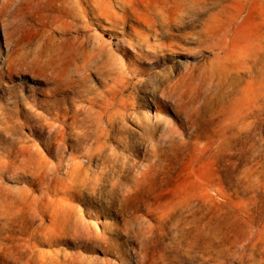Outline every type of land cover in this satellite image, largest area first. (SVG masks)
Instances as JSON below:
<instances>
[{"label":"rangeland","instance_id":"1","mask_svg":"<svg viewBox=\"0 0 264 264\" xmlns=\"http://www.w3.org/2000/svg\"><path fill=\"white\" fill-rule=\"evenodd\" d=\"M0 2V264H264V0Z\"/></svg>","mask_w":264,"mask_h":264},{"label":"bare ground","instance_id":"2","mask_svg":"<svg viewBox=\"0 0 264 264\" xmlns=\"http://www.w3.org/2000/svg\"><path fill=\"white\" fill-rule=\"evenodd\" d=\"M4 1V0H3ZM63 1V0H62ZM66 1V0H65ZM4 3H6V2H4ZM55 3V2H54ZM60 5V4H59ZM3 6H5V4L3 5ZM57 8V7H56ZM59 8V7H58ZM1 10H2V2H0V12H1ZM4 11V10H3ZM57 12H58V10H57ZM62 12V11H61ZM95 12V11H94ZM72 13V12H71ZM64 14V13H63ZM94 14V13H93ZM62 15V14H61ZM65 16V15H64ZM67 17V16H66ZM73 18V17H72ZM57 20V19H56ZM78 20V19H77ZM53 23V22H52ZM74 23V22H73ZM45 24V23H44ZM54 24V23H53ZM57 24V23H56ZM55 24V25H56ZM74 26V25H73ZM52 27V26H51ZM72 28V27H71ZM82 27H74V29H75V34L77 33H79L80 31H82V29H81ZM51 29V28H50ZM63 31V30H62ZM62 31H61V33H62ZM60 33V32H59ZM60 33V34H61ZM65 33L67 34V33H70V32H68V31H65ZM81 33V32H80ZM79 33V34H80ZM84 34V33H83ZM59 35V34H58ZM64 35V34H63ZM76 36V35H75ZM82 36V35H81ZM85 37H86V35H85ZM39 40V39H38ZM94 41V40H93ZM40 42V41H39ZM45 42V41H44ZM100 42V41H99ZM75 43V42H74ZM85 43V42H84ZM35 44V43H34ZM36 44H37V42H36ZM40 44V43H39ZM78 44V43H77ZM44 45V44H43ZM86 45V44H85ZM84 45V46H85ZM91 45V44H90ZM75 46H76V43H75ZM74 46V47H75ZM95 46V45H94ZM32 47V46H31ZM33 47H35V46H33ZM38 47H40V46H38ZM42 47H44V46H42ZM67 47V46H66ZM90 47V46H89ZM44 48H46V46L44 47ZM52 48V47H51ZM33 49V48H32ZM49 49V48H48ZM48 49L46 48L45 50H47L48 51ZM74 49V48H73ZM80 49V48H79ZM95 49V48H94ZM49 50H51V49H49ZM54 50H56V49H54ZM81 50V49H80ZM84 50H86V49H83V52H84ZM97 50L99 51L98 53H97V56L98 57H100L101 55L103 56V54H104V48H103V46H98V48H97ZM33 51V50H32ZM46 51V52H47ZM71 51V50H70ZM77 51V50H76ZM82 51V50H81ZM42 52H43V50H42ZM45 52V53H46ZM55 52V51H54ZM106 52V51H105ZM34 53V52H33ZM39 53V52H38ZM78 53V52H77ZM50 55H51V51H50V53H49ZM85 54V53H84ZM84 54L83 53H81V52H79L78 53V55L80 56V57H83L84 56ZM88 54V53H87ZM90 54V53H89ZM43 55V53H39V57H38V59L39 58H41V56ZM47 55H48V53H47ZM109 56H110V54H108ZM70 56L71 57H75L76 58V53L75 54H70ZM101 56V57H102ZM50 57V56H49ZM96 58V57H95ZM47 59V58H46ZM67 58H66V56L64 55V52H62V54H60V53H58V52H55V54L53 55L52 54V57L51 58H49V62H55V63H58L59 64V66L61 67L62 66V64H64V62H65V60H66ZM78 59V58H77ZM99 59V58H98ZM102 59V58H101ZM104 59V58H103ZM33 60V59H32ZM44 60V62H42V63H47L48 61H45V59H43ZM111 60V59H110ZM70 61V60H69ZM91 61H93V60H91ZM99 61V60H98ZM103 61V60H102ZM25 62V61H24ZM35 62V61H34ZM73 62V61H72ZM83 62L84 63H82L80 66H79V68H78V70H77V72H79V71H87V68H90V66H89V63H90V61L89 60H87V59H84L83 58ZM23 63V62H22ZM29 63V62H28ZM98 63H101V61L100 62H98ZM78 64H79V62H78ZM103 64V63H102ZM115 64V63H114ZM40 65V64H39ZM48 65V64H47ZM51 65V64H50ZM54 65V64H53ZM53 65H51V66H53ZM56 65V64H55ZM66 65V64H65ZM112 65V64H111ZM110 65V66H111ZM15 66H17V65H15ZM14 66V67H15ZM50 66V67H51ZM32 67H34V66H32ZM39 67V66H38ZM49 67V66H48ZM73 66H71V68H72ZM106 67V66H105ZM18 68V67H17ZM24 68V67H23ZM35 68V67H34ZM68 68V67H67ZM104 68V67H103ZM111 68V67H110ZM27 69H29V68H27ZM33 69V68H32ZM42 69V68H41ZM43 69H44V67H43ZM45 69H47L46 67H45ZM56 69V68H55ZM94 69V68H93ZM107 69V68H106ZM16 70V69H15ZM23 70V69H22ZM92 70V69H91ZM30 71V70H29ZM46 71V70H45ZM44 71V72H45ZM50 71V70H49ZM56 71V70H55ZM60 71V70H59ZM90 71V70H89ZM106 71H108V70H106ZM53 72V71H52ZM75 72H76V70H75ZM100 72H102V71H100ZM38 73V72H37ZM40 73V72H39ZM87 73V72H86ZM103 73V72H102ZM43 74V73H42ZM52 74V73H51ZM60 74V73H59ZM85 74V73H84ZM111 74V73H110ZM37 75H39V74H37ZM67 75V74H66ZM74 75V74H73ZM60 76V75H59ZM68 76V75H67ZM72 78V77H71ZM68 79V78H67ZM75 79V78H74ZM58 80V79H57ZM63 80V79H62ZM61 80V81H62ZM77 80V79H76ZM67 81V80H66ZM59 82V81H58ZM65 82V81H64ZM68 88H69V90L70 89H72V90H75L78 86L77 85H79V87L82 85V78L81 79H79V80H77V81H75V80H73V81H70V82H68ZM148 85V84H147ZM123 86V85H122ZM138 86H139V84H138ZM78 87V89H80ZM143 87V86H142ZM147 87V86H146ZM150 87V86H149ZM145 87H143V89H144ZM71 90V91H72ZM82 91H84V90H82ZM74 92V91H73ZM119 92H121L120 91V89L119 90H108V94H110L111 96H112V98H111V100H112V103H110L108 100H102L101 99V103H103L104 104V107H105V109H109V107L110 106H118V107H122V108H124V109H127L128 108V103L126 102V101H124V100H122V99H116V95L119 93ZM150 92L152 93V91L150 90ZM149 92V93H150ZM82 93H84V92H82ZM81 94V93H80ZM79 94V95H80ZM77 95V94H76ZM108 97V96H107ZM100 98V97H99ZM133 98H135V97H133ZM124 99V98H123ZM129 99V98H128ZM138 99V98H137ZM127 100V99H126ZM140 100V99H139ZM136 101V100H135ZM100 102V101H99ZM99 102H98V100H95V101H93L92 103H91V106L93 107V106H98V104H99ZM130 102V101H129ZM137 102V101H136ZM136 102H134V103H136ZM144 102V101H143ZM133 103V102H132ZM90 106V107H91ZM99 106H101V104H99ZM136 106V105H135ZM134 106V107H135ZM140 106H146L147 107V104H141ZM111 109V108H110ZM122 110V109H121ZM87 111V110H86ZM127 111V110H126ZM136 113H137V111H135ZM80 113V112H79ZM83 113V112H82ZM135 113V114H136ZM130 115V114H129ZM126 116H127V114H126ZM126 116L124 115V114H121V113H119V111H114L113 113H110V115H108V117L109 118H107L108 119V122H107V127H109V128H112V123L114 122V121H116V122H122V121H124V120H126L127 118H126ZM135 116V115H134ZM137 116H139V115H137ZM75 117V116H74ZM79 117V116H78ZM70 118V117H69ZM72 118V117H71ZM83 117H81L80 118V120L82 119ZM87 118V117H86ZM102 119V118H101ZM128 119H130V118H128ZM105 120V119H104ZM139 120V119H138ZM97 121V120H96ZM133 121V118H132V120H131V122ZM143 121V120H142ZM79 122V121H78ZM82 122H83V120H82ZM100 122V121H99ZM127 122V121H126ZM133 122H135V121H133ZM139 122V121H138ZM148 122V121H147ZM104 123V122H103ZM102 123V124H103ZM115 123V122H114ZM144 122H142L141 124H143ZM72 124V123H71ZM136 124V123H135ZM146 123H144V125H145ZM148 124V123H147ZM154 124H157V126H159L158 124H159V122L158 123H154ZM81 125V124H80ZM85 125V124H84ZM84 125H82V126H84ZM105 125V124H104ZM117 125H119V124H117ZM120 125H122V124H120ZM120 125H119V127H120ZM144 125H142V126H144ZM152 125V124H151ZM92 126V125H91ZM99 126V125H98ZM123 126V125H122ZM121 126V127H122ZM138 126H139V124H138ZM85 127V126H84ZM93 127V126H92ZM91 127V128H92ZM100 127V126H99ZM106 127V128H107ZM115 127H117V126H115ZM116 128V130H115V133H119V135L121 134V130L122 129H120V128ZM140 127V126H139ZM146 127V126H145ZM150 127V126H149ZM149 127H147V128H149ZM154 127V126H153ZM153 127H150V129H152ZM156 127V126H155ZM94 128V127H93ZM96 128V127H95ZM94 128V129H95ZM114 128V127H113ZM112 128V129H113ZM144 128V127H143ZM87 129V128H86ZM94 129H91V130H94ZM141 129V128H140ZM111 130V129H110ZM142 130V129H141ZM83 131H84V129H83ZM86 131V130H85ZM147 130H143L142 131V133L143 132H146ZM149 131H151V130H149ZM91 132V131H90ZM97 132H98V130H97ZM113 132V131H112ZM125 132V131H124ZM123 132V133H124ZM84 133V132H83ZM129 133V132H128ZM87 134V133H86ZM91 134V133H90ZM146 134V133H145ZM89 134H87V136H88ZM112 135V134H111ZM123 135V134H122ZM147 135V134H146ZM78 136V135H77ZM93 136V135H92ZM118 136V135H117ZM121 136V135H120ZM142 136H143V134H142ZM148 136V135H147ZM146 136V137H147ZM150 136V135H149ZM94 137V136H93ZM144 137V136H143ZM78 138V137H77ZM82 138V137H81ZM113 138V137H112ZM119 138V137H118ZM149 138V137H148ZM84 139H85V137H84ZM90 139V138H89ZM116 139V138H115ZM122 139V138H121ZM79 140V139H78ZM93 140V139H92ZM104 140V139H103ZM108 140V139H107ZM125 140V139H124ZM123 140V141H124ZM146 141L148 140V139H145ZM106 141V140H105ZM110 141V140H109ZM80 143H81V141H79ZM117 142H119L118 141V139H117ZM122 142V141H121ZM112 143V142H111ZM127 142H125V144H126ZM100 144V143H99ZM124 144V143H123ZM104 145V144H103ZM106 145H107V143H106ZM121 145V144H120ZM128 145V144H127ZM126 145V146H127ZM122 146H124V145H122ZM130 147V146H129ZM105 148V147H104ZM124 148V147H123ZM122 148V149H123ZM128 148V147H127ZM73 149V148H72ZM107 150H108V148H107ZM124 150V149H123ZM127 150V149H126ZM103 154H104V152H103ZM107 154V153H106ZM98 155V154H97ZM105 155V154H104ZM110 155V154H109ZM95 156V155H94ZM97 157V156H96ZM99 157V156H98ZM102 157H103V155H102ZM101 157V159L103 160V158ZM104 157H106V156H104ZM109 157V156H108ZM111 157V156H110ZM99 159H100V157H99ZM98 159V160H99ZM109 159V158H108ZM96 160V159H95ZM100 161V160H99ZM105 161V159L103 160V162ZM108 161H110V160H108ZM101 162V161H100ZM103 162H101V163H103ZM111 162V161H110ZM118 162V161H117ZM117 162H115V163H117ZM105 163V162H104ZM100 166V165H99ZM112 167H113V164H112ZM117 167V166H116ZM113 169V168H112ZM116 169V168H115ZM118 169V168H117ZM116 169V170H117ZM114 170V169H113ZM113 171H110V173H112ZM116 174V173H115ZM114 174V175H115ZM108 175H110V174H108ZM112 175V174H111ZM110 175V176H111ZM107 176V175H106ZM105 176V177H106ZM113 176V175H112ZM104 176H103V178H105ZM107 178V177H106ZM105 178V179H106ZM112 178V177H111ZM108 179V178H107ZM106 179V180H107ZM110 179V178H109ZM64 244L65 245H68V246H70V247H73V248H76L77 246L75 245V244H69V243H67V242H65L64 241Z\"/></svg>","mask_w":264,"mask_h":264}]
</instances>
